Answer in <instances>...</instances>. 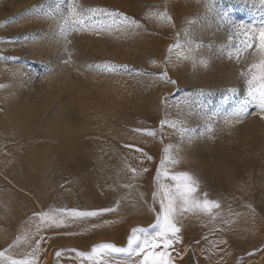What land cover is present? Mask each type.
Instances as JSON below:
<instances>
[{
	"label": "rangeland",
	"instance_id": "obj_1",
	"mask_svg": "<svg viewBox=\"0 0 264 264\" xmlns=\"http://www.w3.org/2000/svg\"><path fill=\"white\" fill-rule=\"evenodd\" d=\"M69 4L107 12L69 26ZM261 11L264 0H0V264L34 249L36 264H139L91 250L157 232L158 184L181 174L219 207L177 212L172 264L264 260V112L243 103L261 55L234 27L259 26Z\"/></svg>",
	"mask_w": 264,
	"mask_h": 264
},
{
	"label": "snow or ice",
	"instance_id": "obj_2",
	"mask_svg": "<svg viewBox=\"0 0 264 264\" xmlns=\"http://www.w3.org/2000/svg\"><path fill=\"white\" fill-rule=\"evenodd\" d=\"M69 17L66 19L65 23L69 26L76 25L78 27H83L89 22V20L94 17L97 13H105L106 9H89V16H82L76 9L74 4H69L68 8ZM108 15L113 17L114 22L119 19L122 21L123 25L131 26L138 25V22L130 18L123 13L119 12H108ZM158 18L163 20L166 23H171V17L167 12L162 14H157ZM261 20L259 26H252L248 28L242 24L234 25L237 29L244 27L245 35L251 33V39L257 47L261 60L259 63H254L249 67L248 74L249 79L247 80L248 89L247 96L243 101L244 104H254L256 107L264 112V11H261ZM251 45H246L249 47ZM99 67V66H97ZM121 68L127 66L121 65ZM105 70L113 71L116 69L115 65H105ZM258 71V75L255 74ZM162 77H166L167 73H161ZM167 83H175L170 79L166 80ZM162 122V126H163ZM140 131V130H138ZM147 135L154 136V131H147ZM141 152V155L146 159L151 160L152 157L143 151V149H138ZM163 163V161H162ZM133 172L136 169H132ZM147 171V169H144ZM159 175V173H158ZM182 180L180 183L175 185V188L159 185L158 189L161 193L160 195V205L162 216H158L156 227L159 229L153 235L141 236L139 233L143 232V229L134 228L131 232V235L128 238V245L126 248H120L110 243H103L93 246L91 254L93 256L100 255L103 256L107 252H127L128 255L141 257L139 264H172L170 253L168 249L172 248L174 244L178 241L177 234L180 232V229L174 223L175 216L177 212L184 211H200L206 214H211L212 209L219 207L218 202L210 201L204 199L202 202H197L195 199V193L198 191L199 182L197 179L192 177L190 174H181ZM156 193L153 194V199L155 200ZM112 211V209H101L99 211H80L76 209L63 210L62 214L65 218H71L72 220L83 218V217H92L102 214L103 212ZM42 221H45L53 226H62L64 221L57 220L55 215H50L46 212H41L38 214ZM163 248V250L157 252L156 249ZM38 247V245H37ZM56 255L59 257L61 252H57ZM81 256L86 255L85 253H80ZM4 253H0V257H3ZM31 259L25 257L23 259H8V264H36V251L35 249L30 253ZM132 264H136V261H133Z\"/></svg>",
	"mask_w": 264,
	"mask_h": 264
},
{
	"label": "bare ground",
	"instance_id": "obj_3",
	"mask_svg": "<svg viewBox=\"0 0 264 264\" xmlns=\"http://www.w3.org/2000/svg\"><path fill=\"white\" fill-rule=\"evenodd\" d=\"M255 264H264V260L262 259V257H259Z\"/></svg>",
	"mask_w": 264,
	"mask_h": 264
}]
</instances>
